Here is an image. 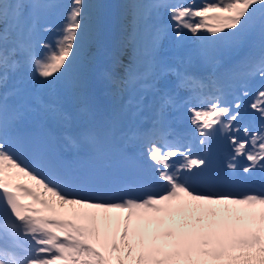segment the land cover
Masks as SVG:
<instances>
[{
	"label": "snow or ice",
	"instance_id": "obj_1",
	"mask_svg": "<svg viewBox=\"0 0 264 264\" xmlns=\"http://www.w3.org/2000/svg\"><path fill=\"white\" fill-rule=\"evenodd\" d=\"M28 7L21 0H0V23L9 18L20 28L12 48H0V68L24 66L42 82L75 72L82 49L92 35V8L72 0L65 20L49 42L21 24ZM150 9H166L171 24L155 29L156 39L171 27L177 41L190 33L202 55L235 46L258 19L264 38V0H158ZM18 57V59H17ZM240 77L264 80V54L242 62ZM190 79V78H185ZM199 83V82H197ZM183 86V81L177 87ZM155 91V82L151 85ZM187 108L189 133L175 139L163 128L165 93L153 122L159 134L134 133L149 161L135 189L109 190L94 180L62 169L37 152L30 162L22 139L12 131L8 94L0 97V264H264V188L234 191L233 174L264 172V86L251 109L260 126L245 122L242 99L230 101L227 87L209 78ZM243 91L242 96H248ZM217 136L230 151L223 169L214 170L210 150ZM240 159L245 163L242 167ZM26 178L31 183L22 182ZM138 190V196L126 191ZM28 200L30 203H26Z\"/></svg>",
	"mask_w": 264,
	"mask_h": 264
},
{
	"label": "bare ground",
	"instance_id": "obj_2",
	"mask_svg": "<svg viewBox=\"0 0 264 264\" xmlns=\"http://www.w3.org/2000/svg\"><path fill=\"white\" fill-rule=\"evenodd\" d=\"M134 1L89 0L88 4L94 6L92 35L86 40L73 74L44 83L38 80V77L28 75V70L24 66L18 67L15 73H10L7 80L21 76L18 83H24V85L17 93L19 95L17 101L21 102L20 106L27 108L26 113L16 120V126L33 124L42 119L48 120L55 128L62 129L60 137L65 141L67 148L88 151L90 142L96 135L97 120L102 108H105L111 116L112 125L120 126L116 128L117 131L121 129V126H126L128 123L132 125L135 122L137 119L135 107L139 102L134 104L126 101L127 95L132 94L135 89L131 76L137 75L136 73L140 71L133 60H137L138 53L142 49L140 45L134 43V29L132 35L128 33L130 27L134 25L137 12L131 11V6L127 4ZM63 2L68 4V0H54L51 4L46 3V0H41L39 3L31 0L29 3L42 5L39 8H31L32 16L36 21L39 20L41 25L59 27L66 17V15L59 17L57 14L59 5ZM160 19L161 17L158 18ZM33 22L31 21L30 28L34 27L41 40L50 41L57 35L56 32L40 31L32 24ZM165 39L166 37L162 41ZM168 39L171 38L168 37ZM190 40L195 38L188 33L182 41L172 45V53L168 61H164L168 46L163 48L160 54L151 42L146 45V51L152 53L153 60L150 61L155 64L153 69L156 66L160 67L161 72L168 77L173 76L177 65H182V70L191 73L204 72L207 80L210 77L214 78L227 87L230 93L227 98L230 101L233 100L236 92L239 93L237 97L243 102L241 111L245 122L251 127L258 128L261 120L259 114L257 115L255 110L251 109L249 101H254L256 89L264 85V80L259 75L240 77L239 74L247 71L242 67V62L246 58L264 54V38L261 36L259 23L251 29V32L248 31L239 38L235 46L217 47L207 56L201 54L196 40L194 45L183 47V43H189ZM14 42L13 37L7 36L8 48H12ZM4 46V36H0V48ZM195 51L200 53L196 60L191 57L195 55ZM176 54L180 56L175 57ZM193 64L200 65L192 67ZM116 65L119 66L118 70L115 69ZM152 77L155 78L156 74ZM33 78L35 86L30 89L27 83ZM0 79L3 82V76L0 75ZM206 83L209 84L208 81ZM245 90L249 92L248 96H242ZM41 98L48 100L50 105L45 107ZM36 105L38 108L35 107ZM51 112H55L54 115ZM128 114L132 115L133 120ZM257 176L260 177L259 174ZM21 181L31 183L26 178H21ZM25 202L30 203L28 200Z\"/></svg>",
	"mask_w": 264,
	"mask_h": 264
},
{
	"label": "rangeland",
	"instance_id": "obj_3",
	"mask_svg": "<svg viewBox=\"0 0 264 264\" xmlns=\"http://www.w3.org/2000/svg\"><path fill=\"white\" fill-rule=\"evenodd\" d=\"M85 2L88 4L89 3V0H85ZM71 3H72V0H69V7H70ZM24 4L28 5V2H26V3L24 2ZM127 5L131 6V9H130L131 11L137 12V14L135 16L136 19H135L134 25H133V27H130V30H128L129 31L128 33L130 35H132L131 33H133V29H134V34H135V36H134V43L136 45H138V46L140 45L142 47V49H144V48H146V45H148L151 42V39H150V28L152 26V23H151V20H149V21L142 20L140 14H141L142 10H145L146 12H148L150 14H153V12L155 10L152 11V9L149 8V6L151 5V3H147L144 0L143 1H141V0H135L131 4H127ZM133 6H135V7H133ZM24 12H25L24 18H26V22L23 23L22 26L24 27L25 31H27V28L31 25V20L30 19L32 18V13L30 12L29 7L26 8L24 10ZM28 19H29V21H27ZM93 20L94 19L92 17V21ZM258 23L259 22H258V19H257V21L255 22L254 26H258ZM1 25H2V23H0V26ZM34 25L40 31L45 32V31H43V29L45 27H42L40 25H37L36 22L34 23ZM252 28H254V27H252ZM251 29L249 30L250 32H251ZM0 36H4V32H2L1 30H0ZM7 36H9V35H7ZM11 37H13V36H11ZM17 40L18 39L15 38V41H17ZM44 41H46V40H44ZM172 42L173 41H166L164 44L165 45L166 44L171 45ZM163 47H164V45H161L160 46V48H163ZM147 55H148V53L145 50H143V51H141V52L138 53L137 60H133L135 62L136 67H143V68L144 67H148L149 64L146 62ZM118 68H119V66L116 65V68L115 69L118 70ZM38 80L41 81V79L39 77H38Z\"/></svg>",
	"mask_w": 264,
	"mask_h": 264
},
{
	"label": "trees",
	"instance_id": "obj_4",
	"mask_svg": "<svg viewBox=\"0 0 264 264\" xmlns=\"http://www.w3.org/2000/svg\"><path fill=\"white\" fill-rule=\"evenodd\" d=\"M9 2H10V0H9Z\"/></svg>",
	"mask_w": 264,
	"mask_h": 264
}]
</instances>
